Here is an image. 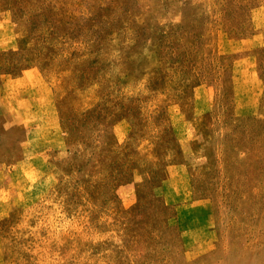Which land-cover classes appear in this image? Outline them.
Wrapping results in <instances>:
<instances>
[{"label":"rangeland","instance_id":"374dc122","mask_svg":"<svg viewBox=\"0 0 264 264\" xmlns=\"http://www.w3.org/2000/svg\"><path fill=\"white\" fill-rule=\"evenodd\" d=\"M0 264H264V0H0Z\"/></svg>","mask_w":264,"mask_h":264}]
</instances>
